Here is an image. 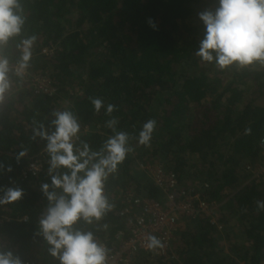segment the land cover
Masks as SVG:
<instances>
[{
  "label": "trees",
  "instance_id": "1",
  "mask_svg": "<svg viewBox=\"0 0 264 264\" xmlns=\"http://www.w3.org/2000/svg\"><path fill=\"white\" fill-rule=\"evenodd\" d=\"M26 31L35 34L32 65L0 102V187H21L23 197L0 205V250H11L23 264H58L37 235L46 205L40 185L48 180L45 141L32 139L33 121L52 110L70 108L81 122V139L94 148L110 134L103 109L89 97L115 105L117 129L131 134L132 148L106 192L114 208L97 235L106 245L125 239L131 219L121 214L126 191L151 199L162 192L139 169L160 163L177 177L179 188L202 187L205 197L223 201L215 215L180 216L167 261L138 252L131 264H264V183L246 168L260 158L264 131V66L223 70L195 55L203 25L198 12L216 0H23ZM151 21V24L149 23ZM154 25V27H153ZM49 49V53L43 50ZM34 76L49 79L50 92L36 91ZM156 127L149 147L135 135L143 122ZM246 129H249L247 133ZM27 149L19 161L17 153ZM42 168L20 179L27 161ZM88 228L89 226L80 225ZM234 230V231H233Z\"/></svg>",
  "mask_w": 264,
  "mask_h": 264
},
{
  "label": "clouds",
  "instance_id": "2",
  "mask_svg": "<svg viewBox=\"0 0 264 264\" xmlns=\"http://www.w3.org/2000/svg\"><path fill=\"white\" fill-rule=\"evenodd\" d=\"M197 15L203 33L195 55L202 62L221 70L264 66V0H216L213 9ZM27 20L23 0H0V102L26 79L32 65L37 36L27 33ZM89 100L94 112L103 109L111 117L105 121L110 134L97 148L81 139L80 119L70 108L52 110L47 123L33 121L31 138L45 141L48 176L40 185L46 205L38 220L37 235L58 264H109L110 249L97 235L107 230L108 225L100 222L115 206L106 185L132 151L131 134L118 130V121L111 116L116 106L98 97ZM155 127L153 119L143 122L135 135L136 144L149 147ZM26 154L27 149L22 148L17 161ZM0 171L11 172L12 168L0 163ZM23 195L21 187H0V205L18 201ZM257 207L264 209V202L257 201ZM143 247L162 250L164 243L147 234ZM0 264L23 261L11 250H0Z\"/></svg>",
  "mask_w": 264,
  "mask_h": 264
},
{
  "label": "built area",
  "instance_id": "3",
  "mask_svg": "<svg viewBox=\"0 0 264 264\" xmlns=\"http://www.w3.org/2000/svg\"><path fill=\"white\" fill-rule=\"evenodd\" d=\"M49 53V49L43 50ZM31 84L36 91L50 92V83L47 77L34 76ZM260 158L253 165L246 168L250 172L249 179H257L264 183V131L258 139ZM138 167L153 181L154 185L162 192V198L151 199L136 195L132 191H126L122 198L123 207L121 214L129 215L131 226L125 239L118 234V241L107 245L110 249L109 264H131L138 252L146 250L143 247V238L152 234L161 239L164 243L162 250L150 251L159 256L162 261L169 260L172 255L169 253L170 240L174 237L180 216L196 217L197 215L209 216V222L217 224L215 215L222 206L223 201L205 197L202 187L190 186L179 188L177 177L172 171H165L160 163H139ZM42 168L41 160L37 157L30 158L20 173V179L27 176H35Z\"/></svg>",
  "mask_w": 264,
  "mask_h": 264
},
{
  "label": "rangeland",
  "instance_id": "4",
  "mask_svg": "<svg viewBox=\"0 0 264 264\" xmlns=\"http://www.w3.org/2000/svg\"><path fill=\"white\" fill-rule=\"evenodd\" d=\"M234 231V230H233Z\"/></svg>",
  "mask_w": 264,
  "mask_h": 264
}]
</instances>
